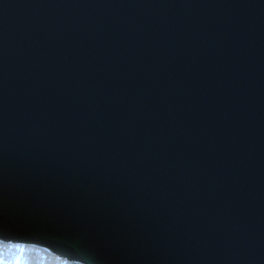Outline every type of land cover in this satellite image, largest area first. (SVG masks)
<instances>
[{"label": "water", "instance_id": "obj_1", "mask_svg": "<svg viewBox=\"0 0 264 264\" xmlns=\"http://www.w3.org/2000/svg\"><path fill=\"white\" fill-rule=\"evenodd\" d=\"M0 240L264 264V0H0Z\"/></svg>", "mask_w": 264, "mask_h": 264}, {"label": "trees", "instance_id": "obj_2", "mask_svg": "<svg viewBox=\"0 0 264 264\" xmlns=\"http://www.w3.org/2000/svg\"><path fill=\"white\" fill-rule=\"evenodd\" d=\"M0 264H74L41 247L0 241Z\"/></svg>", "mask_w": 264, "mask_h": 264}, {"label": "rangeland", "instance_id": "obj_3", "mask_svg": "<svg viewBox=\"0 0 264 264\" xmlns=\"http://www.w3.org/2000/svg\"><path fill=\"white\" fill-rule=\"evenodd\" d=\"M60 258H62V257H60ZM62 259H65V258H62ZM65 260H66V259H65ZM66 261H68L69 263L81 264V263H77V262H75V261H69V260H66Z\"/></svg>", "mask_w": 264, "mask_h": 264}, {"label": "bare ground", "instance_id": "obj_4", "mask_svg": "<svg viewBox=\"0 0 264 264\" xmlns=\"http://www.w3.org/2000/svg\"><path fill=\"white\" fill-rule=\"evenodd\" d=\"M1 241V240H0ZM46 251H48V252H50L49 250H47V249H45ZM50 253H52V252H50ZM52 254H54V253H52ZM55 255V254H54ZM57 256V255H56ZM66 260H68V259H66ZM77 263H79V262H77ZM82 264V263H81Z\"/></svg>", "mask_w": 264, "mask_h": 264}]
</instances>
